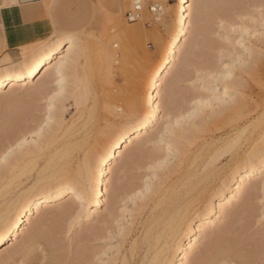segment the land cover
<instances>
[{
    "label": "rangeland",
    "instance_id": "1",
    "mask_svg": "<svg viewBox=\"0 0 264 264\" xmlns=\"http://www.w3.org/2000/svg\"><path fill=\"white\" fill-rule=\"evenodd\" d=\"M141 2V17L133 23L127 20L126 14L134 8L135 0H91V6L75 4L74 0H62L57 6L55 17L47 5L48 17L50 19L51 15L53 19L51 28L47 26L35 28V38L27 43L11 42V29L9 26L5 27L0 19V69L19 67L26 57L30 58L38 53L41 48L54 41V38L73 34L76 37L75 42L80 43L78 46L75 42L71 45L76 49L80 47L79 53L77 50L80 58L78 57L74 66L68 71L65 84L59 83L57 73L53 71L43 81V85L49 87L47 93L33 96L35 87L40 86V83H34L29 87L10 92L0 105V123L3 122L5 127L13 124L11 128L13 127L14 130L11 129L9 135L15 138L7 157L0 163V170L26 145L39 144L40 141L45 139L44 142L51 136L54 141L49 143L48 149L70 143L73 137H78L76 134H83L86 128L85 122L90 119V110L95 111L97 114L95 117H98L102 125L109 121L120 127L130 120L135 125L144 118L148 110L146 96L150 87V78L163 61L175 31L176 10L174 5H171V0H141ZM211 2L212 6L207 7L203 15L204 19L201 21L205 30H202V34H196L197 37L199 36V40L196 38L198 42L188 49L189 51L192 49L189 57L182 59L169 79L164 81L161 101L164 100L165 95L168 96L169 84L175 83V91L169 101L170 106L165 110L160 101L161 107L156 119L158 126L148 132L145 137L147 139L138 143L144 148L145 155L142 160L132 165L131 169L127 170L126 176L122 175L119 179L125 185L121 190L122 193L120 192L116 197V205L108 216L109 219L101 222V219L98 220L95 216L88 217L90 208H85L76 202L73 203L75 209L70 212L71 214L57 217L52 223L53 226L50 224L47 226L49 228L46 227L49 234H54L53 237L50 235V238H53V243L57 247L71 250L74 254V256L69 255L71 259L67 256L68 258H65L61 264H148V257L153 255L158 245L150 251L146 249L144 239L149 229L147 225H151L150 218L152 219L155 211L159 209L155 207L159 203L158 197L162 196L165 188H168L167 184H171L178 176V172L175 171L182 164L181 154L187 141L193 139L188 142L191 143L189 147L187 146L191 149L190 146L197 139L192 146L194 151L202 142L210 141L216 136L220 138L218 135L232 129V125L238 123L240 125L242 121L237 115L239 117V113L244 109L245 99H251L250 104L254 110L255 119L252 120L250 137L252 139L244 142V137L243 140L239 137L237 146L240 148L243 145V150L240 149L238 151L240 153L234 156L223 148L225 141H222L223 145L220 143L218 147L219 151L222 150L219 152L223 160L222 165L224 164L229 171L241 167L244 165L241 162V153L244 149L248 148L251 153L263 150L264 0H222L218 5ZM11 4L1 8L6 11ZM188 4L193 16L195 2L189 0ZM156 5H161L163 9L157 12L149 9L150 6ZM0 13L4 15L1 10ZM193 26L192 24V29ZM17 31L22 34L23 28L20 27ZM192 32L194 33L195 29L191 30L190 34L193 39L192 36L195 34ZM64 44L66 48L69 46V41L65 40ZM12 46H17L13 57L8 54ZM190 46V43L189 45L187 43L185 50ZM242 96H245L244 100ZM234 99L237 101H233L234 104H239L235 106V110L230 105L227 106V104L234 106L232 102ZM12 100L14 103L20 100L21 105L16 108L17 111L6 115L4 111L13 104ZM52 102H55L54 106L56 105L54 111L51 110ZM130 109L133 114H130ZM60 116L63 123L58 130L53 131L47 124L49 118L58 120ZM104 117H107L108 121L105 122ZM195 128L203 131L195 132ZM70 130L75 131V133L70 132L75 136H70ZM233 132L234 137L238 136L236 130ZM151 134L154 135L148 140ZM9 135L4 136L5 138L1 137L0 142L2 140L3 143L4 139L8 140ZM187 135H191L190 138ZM223 136L222 139L226 137ZM235 139L237 142L238 137ZM138 144L134 142L130 148L137 147ZM28 158L34 160L36 165L30 176L21 178L25 185H30L34 181L38 170L45 164V159L39 158L38 152H31ZM118 173V170H114L109 176V182L105 184L99 207L100 215L105 216L109 213L110 182ZM261 181L259 185L257 184L247 208L239 207L240 213L238 212L237 217H225L219 223H214L213 228L221 234L227 231V228L233 230L244 227L246 229L244 237H249L247 241L254 239L259 242L261 248L253 264H264V181L263 179ZM1 186L0 183V189ZM161 188L164 191H161ZM244 195L245 191L240 197ZM239 201L229 207L233 210L238 206ZM65 202L62 200L49 209H43L42 215L45 213L49 216L55 215L58 211L57 207ZM91 225L100 229L98 237L78 243L80 233ZM214 239L201 238L194 251L189 254L186 264H194V259L208 251ZM39 240L31 248L32 252L45 255L47 251H43L45 254L40 252L47 245L43 239ZM71 251L68 254H71ZM25 262L30 263V261ZM25 262L22 263L26 264Z\"/></svg>",
    "mask_w": 264,
    "mask_h": 264
},
{
    "label": "bare ground",
    "instance_id": "2",
    "mask_svg": "<svg viewBox=\"0 0 264 264\" xmlns=\"http://www.w3.org/2000/svg\"><path fill=\"white\" fill-rule=\"evenodd\" d=\"M188 1L176 0L174 4L176 10L175 31L167 46L163 61L151 75L150 87L146 96L148 110L140 122L133 125L134 122L130 120V122L127 121L123 126L118 127L109 123L107 117H104L103 120L108 122H104L105 125H102L97 119L98 117H95V115L97 116L95 111L90 110V119L87 123L85 122L86 128L83 134L79 133L80 136L76 134L78 137L74 138L75 135L72 133L75 131H69V134L73 131L70 134V136L73 135L70 143L48 149L49 143L54 141L52 140L54 138L53 136L47 137L49 139L44 143L43 140L45 139L42 137L46 136H42L43 140L41 139L39 144L26 145L14 159L7 162L0 170V183L2 185L0 189V264H20L25 261H30V263L25 262L26 264H35L33 261L39 264H61L69 255L74 256L71 250L67 251L61 249L60 246V248L57 247L53 243V238H50L52 234L47 232V228H49L47 226L55 222L57 217L65 216L67 213L71 214L70 212L75 209L73 203L76 204L77 202L85 208L89 207L88 217L95 216L98 220L101 219V222L109 219L108 216L116 205V197L125 185L119 179L122 175L126 176L127 170L131 169L132 165L134 166L135 163L142 160L145 155L143 153L144 148L139 144L147 139L145 137L148 132L154 130L158 124L156 119L161 107L159 103L163 97L164 81L169 79L182 59L189 57L192 49L190 51L188 49L194 47L195 42H198L196 38L199 40V36L197 37L196 34H202L204 24L201 21L204 19L203 15L206 13L207 7L212 6L211 1L215 2L216 5L222 2V0H194L195 11L192 16ZM136 2L142 3L141 0H136ZM209 10L211 9L209 8ZM192 24L195 29V32H192L195 34V37L192 36L193 39L190 36L191 30H194ZM54 39L55 42L52 41L47 44L38 53L30 58L26 57L19 67L0 69V105L10 92L18 88L29 87L34 83H40V86L35 87L32 92L33 96L47 93L49 87L43 85V81L53 71L57 73L59 83L65 84L68 71L78 60L80 47L76 49L72 46L74 48L72 50L71 47V52H69V46L65 48L64 44L67 39L64 37ZM187 43L188 45L190 43L191 46L185 50L184 47ZM79 44L76 43V46ZM174 85L169 84L168 96L165 95L164 100L161 101L165 110L170 106V97L175 91ZM244 97L242 96V99ZM12 101L13 104L9 108L7 107L4 114L7 115L15 111L19 104L21 105L20 100H18L19 102L15 101V103L14 100ZM250 101L251 99L244 100V109L241 110V114L239 113L240 118L237 115L242 124L229 126L232 129H226L225 133L218 135L220 138L216 136L217 138L213 137L210 141H204L194 151H192V146L197 139L193 141L192 146H190L191 149H188L187 146L189 147L191 144L188 142L192 138L187 141L186 148H183L181 154L182 164L179 165L178 170L175 169L178 176L171 184H167L168 188H165L162 196L158 197L159 203L157 201L156 205L158 206L155 207H159V209L155 211L156 213L154 212L155 214L152 213L154 216L149 221L151 225L148 224L149 227L147 225L149 229L144 239L146 249L150 251L158 245L153 255L148 257V264H186L189 254L194 251L201 238L215 239L214 242L212 240L213 244L208 251L194 259V264H253L254 259L258 258V250L261 249L260 244L254 239L250 242L247 241L249 237H244V230L246 231L244 227L241 226L233 230L227 228V231H221V234L213 229L214 223H219L221 219L237 217L239 207L247 208L257 184L259 185L261 179L264 181V147L262 151L256 153L249 152L248 148L244 149L241 153V162L244 165L235 167L230 171L226 169L224 164L222 165L223 160L219 153L222 150L219 151L220 148H218L220 143L225 141L223 148L228 152L230 151L234 156L240 153H238L240 149L243 150V145L240 148L237 146L239 137H242V140L244 137V142H249L252 139L250 137L252 135L254 110ZM53 103L55 102L51 103V110L54 111L56 105L54 106ZM228 105L235 110V106L239 104ZM226 108L229 109V107ZM129 111L130 114H133L131 109ZM4 114L2 115L4 116ZM9 116L11 117V115ZM52 117L49 118V121L47 120V124L52 127L53 131H56L61 127L63 120L61 116V118L58 117V120ZM11 126L5 127L3 122L0 123V139L7 134L9 135L11 129L14 130ZM195 129V132L203 131L200 128ZM233 130L237 131L238 136L232 135V133L234 134ZM152 135L154 134H151L148 140L152 138ZM223 135H226L224 139H222ZM190 136L188 137L190 138ZM221 136L223 137L221 138ZM237 137L236 142L235 138ZM13 140L15 138L11 136L8 140L4 139L3 143L1 140L0 163L7 157ZM134 142L139 143L138 146L130 148ZM31 152H38L39 158L45 159V164L38 170L34 181L30 185H25L21 178L30 176L36 165L34 160L28 158ZM121 160H123L122 163H120ZM114 170H118L119 173L113 180L111 178L109 213L103 216L99 213V207L104 195L105 184L109 182V176L113 174ZM162 188L161 191H164ZM244 191L245 195L241 198L240 196ZM239 198H241L240 201ZM62 200L66 202L57 207L58 211L55 215L49 216L46 213L42 215L43 209H49L53 204L60 203ZM237 200L239 204L232 210L229 206ZM99 228L101 227L99 226ZM24 229L25 232L23 233ZM99 234L100 229L91 225L87 230L80 233L77 241H79L78 243L87 242L94 239L93 237H98ZM19 236H21L20 240ZM40 238L47 245L40 252L45 254L43 251H47L45 255L33 253V249H31L35 242L40 241ZM70 251L71 254H68ZM69 259L71 258L69 257Z\"/></svg>",
    "mask_w": 264,
    "mask_h": 264
},
{
    "label": "crops",
    "instance_id": "3",
    "mask_svg": "<svg viewBox=\"0 0 264 264\" xmlns=\"http://www.w3.org/2000/svg\"><path fill=\"white\" fill-rule=\"evenodd\" d=\"M74 1L75 4L91 6V0ZM61 2L62 0H0V10L4 14L2 15L0 13V19L5 24V27L9 26L11 29V42H31L36 36L35 28L39 26H47L48 28H51V22L53 19L51 15L49 19L46 7L48 5L49 8H51L55 17L56 10L58 9L57 6ZM175 2L176 0H171V5H174ZM10 3L12 4L6 9V11L1 8L10 5ZM20 27L23 28L22 34L20 31H17ZM16 48L17 46H12L8 51V54H10L11 57L14 56V50Z\"/></svg>",
    "mask_w": 264,
    "mask_h": 264
},
{
    "label": "built area",
    "instance_id": "4",
    "mask_svg": "<svg viewBox=\"0 0 264 264\" xmlns=\"http://www.w3.org/2000/svg\"><path fill=\"white\" fill-rule=\"evenodd\" d=\"M149 9L151 11L157 12V11H160L162 9V6L156 5L155 8H154V6H152ZM141 10H142V4L136 2V0H135L134 8L132 10L128 11L126 14L127 20L130 23L138 21L141 17Z\"/></svg>",
    "mask_w": 264,
    "mask_h": 264
},
{
    "label": "snow or ice",
    "instance_id": "5",
    "mask_svg": "<svg viewBox=\"0 0 264 264\" xmlns=\"http://www.w3.org/2000/svg\"><path fill=\"white\" fill-rule=\"evenodd\" d=\"M150 7H152V6H150ZM64 38L67 39V40L69 41V52H71V44H72L73 42H75L76 37H75L73 34H68V35L65 36ZM54 42H55V40H54Z\"/></svg>",
    "mask_w": 264,
    "mask_h": 264
}]
</instances>
